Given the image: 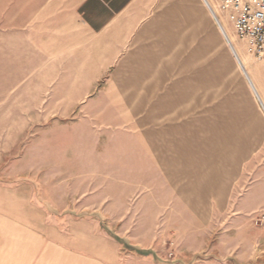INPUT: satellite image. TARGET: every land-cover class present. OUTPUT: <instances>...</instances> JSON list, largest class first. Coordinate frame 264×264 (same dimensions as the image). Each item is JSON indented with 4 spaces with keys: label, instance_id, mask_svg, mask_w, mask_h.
Here are the masks:
<instances>
[{
    "label": "rangeland",
    "instance_id": "obj_1",
    "mask_svg": "<svg viewBox=\"0 0 264 264\" xmlns=\"http://www.w3.org/2000/svg\"><path fill=\"white\" fill-rule=\"evenodd\" d=\"M209 1L264 102V56ZM0 4V242L14 260L264 264V110L202 0H143L99 40L43 31L21 50Z\"/></svg>",
    "mask_w": 264,
    "mask_h": 264
},
{
    "label": "crops",
    "instance_id": "obj_2",
    "mask_svg": "<svg viewBox=\"0 0 264 264\" xmlns=\"http://www.w3.org/2000/svg\"><path fill=\"white\" fill-rule=\"evenodd\" d=\"M3 1L6 2L4 5L7 9L6 17H10L8 12L14 14V19H7L5 23L12 26L13 29L10 30H13L15 41L19 44L18 49L21 50L39 48V41H42L39 32L43 31L63 33V41L68 43L64 44V47L70 46L72 37L79 42L99 40L103 33L110 31L119 16L128 10H133L136 2L143 0H0ZM2 9L3 4H0V14ZM132 24L134 26V21ZM133 26L130 33L134 32ZM72 33L74 35L79 33L78 37L74 35L71 37ZM127 33L128 31L125 32L122 40H128ZM19 54L20 64H23V54L21 52ZM114 58L107 63L114 64ZM15 252L12 246L1 241L0 264H34L37 250L33 255L32 252L23 254L21 249V254L18 255L20 257L14 260Z\"/></svg>",
    "mask_w": 264,
    "mask_h": 264
},
{
    "label": "built area",
    "instance_id": "obj_3",
    "mask_svg": "<svg viewBox=\"0 0 264 264\" xmlns=\"http://www.w3.org/2000/svg\"><path fill=\"white\" fill-rule=\"evenodd\" d=\"M216 3L220 13L233 25L236 35L248 43L249 52L263 57L264 0H216ZM216 16L219 18L218 14ZM257 223L264 224V213L258 216Z\"/></svg>",
    "mask_w": 264,
    "mask_h": 264
},
{
    "label": "bare ground",
    "instance_id": "obj_4",
    "mask_svg": "<svg viewBox=\"0 0 264 264\" xmlns=\"http://www.w3.org/2000/svg\"><path fill=\"white\" fill-rule=\"evenodd\" d=\"M205 7L207 8V10L209 11V13L212 15V17L214 18V20L216 21L217 25H218V28H219V31L221 32L222 34V37L224 38L232 56L234 57L238 67L240 68V70L242 71V73L244 74V76L246 77L248 83H249V86L253 92V94L255 95L257 101L259 102L260 106L263 108L264 110V102L261 98V96L259 95L258 91H257V88L254 84V82L252 81V79L250 78L247 70L245 69V66H244V63L242 62L236 48L234 47V45L232 44V41L225 29V27L221 24L220 22V19L216 16V11H214V9L212 8L211 6V3L209 0H202ZM217 17V18H216ZM219 21V23L217 22V20Z\"/></svg>",
    "mask_w": 264,
    "mask_h": 264
}]
</instances>
